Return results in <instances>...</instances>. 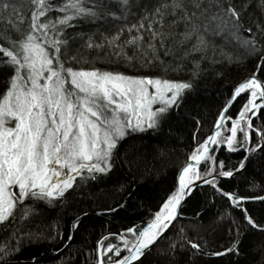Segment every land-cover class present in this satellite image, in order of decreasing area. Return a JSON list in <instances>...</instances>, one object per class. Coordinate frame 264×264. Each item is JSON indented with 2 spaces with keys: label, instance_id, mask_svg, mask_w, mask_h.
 I'll list each match as a JSON object with an SVG mask.
<instances>
[{
  "label": "snow or ice",
  "instance_id": "snow-or-ice-1",
  "mask_svg": "<svg viewBox=\"0 0 264 264\" xmlns=\"http://www.w3.org/2000/svg\"><path fill=\"white\" fill-rule=\"evenodd\" d=\"M28 5L25 12L19 0H0L5 25L0 72L6 80L0 89V231L11 229L0 240V264H9L28 240L62 237L59 219L70 212L61 248L68 246L88 215L73 210V202L78 195L92 196L87 190L94 183H112L120 194L115 207L98 208L97 214L124 208L154 168V158L137 141L147 134L158 137L161 155L176 126L192 119L193 146L147 221L105 232L87 251L94 264H143L149 255L160 264H199L202 257L224 255L238 261L245 232L264 233V222L247 206L264 203V195L227 190L221 180L247 171L258 157L264 162V0H28ZM105 58L137 71L97 67ZM249 58L256 60L252 72L233 86L209 133L199 137L201 121L193 117L189 98L201 61L227 66ZM188 62L193 65L188 79L169 77ZM238 97V111L230 116ZM218 150L241 155L226 166ZM258 184L253 179L248 186ZM201 186L209 187V200L226 198L227 207L213 223L227 220L230 240L217 250L198 235L204 209L195 213L191 229L175 224ZM45 210L57 213L51 236L17 227ZM258 250L264 264V240Z\"/></svg>",
  "mask_w": 264,
  "mask_h": 264
},
{
  "label": "trees",
  "instance_id": "trees-1",
  "mask_svg": "<svg viewBox=\"0 0 264 264\" xmlns=\"http://www.w3.org/2000/svg\"><path fill=\"white\" fill-rule=\"evenodd\" d=\"M19 2L27 12L28 0H19ZM4 27L3 22H0V34ZM255 63L254 58L227 66L221 63L210 64L207 60L201 61L200 70L193 77L195 91L189 98L193 117L199 118L201 121L197 130L199 137L209 133L218 111L223 106L231 89L252 72ZM96 66L126 73L137 71L122 61L117 62L115 59L107 58L97 61ZM192 69L193 65L188 62L184 70L169 73V77L188 79L192 75ZM139 71H146V69L141 68ZM217 72H220L221 75H217ZM5 87V74L0 72V89ZM240 103L238 97L231 106L230 116L238 111ZM225 124L230 125V121H225ZM194 128V119L180 122L176 126L174 138L168 141L161 155H158L159 138L153 137L151 134L143 136L137 143L144 146L143 150L149 154L150 158H154L152 160L154 168L144 186L135 193L134 199H129L124 208L116 209L113 213L101 212L97 214L98 208L115 207V202L119 201L120 194L112 183H94L93 187L87 190L93 193L92 196L78 195L73 202V210L77 207L85 209L88 215L81 219L79 229L74 232L68 246L61 248L63 240L68 236L70 212L68 215H62L59 219L62 237L53 240L43 238L26 241L20 245L19 251L10 257L9 264H34L32 257L37 258L35 264H61V262L62 264H94V254L90 255L87 250L94 247L96 239L101 234L105 232L117 233L131 224L147 221L150 212L156 208L161 197L169 190L178 166L185 159V154L193 146L191 132ZM218 155L224 159L226 166H234L240 158L241 152L229 154L218 150ZM253 179L259 182L256 188L248 186ZM221 186L227 190L235 189L241 194L264 195V190H262L264 189V162H261V158L258 157L249 165L247 171L241 170L240 175L235 178L222 179ZM201 189L202 191H196L195 195L183 205L181 211L184 215L177 219L175 224L177 228L183 226L186 229H191L195 223V220L192 219L195 217V213L204 209L202 218H200L203 227L199 229L198 235L208 242L212 250H217L221 245L227 246L230 240L228 221L225 220L218 226L213 223V218L227 207L226 198L216 197L209 200L211 195L209 187L201 186ZM247 206L258 221L264 222V203L249 201ZM235 214L239 215L238 210L235 211ZM56 221L57 213L45 210L43 215L32 220L26 218L17 227L22 232L41 233L47 237L52 235L51 225ZM10 231V228L7 231H0V240H5ZM169 235L171 236L172 233ZM107 239L117 242L113 236H109ZM262 240H264V233L249 229L243 236V255L238 261L228 255L207 256L202 257L199 264H261V251L258 248ZM7 242L15 243L14 240ZM56 248H61V252H54L53 249ZM143 264H160V262L149 255L144 257Z\"/></svg>",
  "mask_w": 264,
  "mask_h": 264
},
{
  "label": "water",
  "instance_id": "water-1",
  "mask_svg": "<svg viewBox=\"0 0 264 264\" xmlns=\"http://www.w3.org/2000/svg\"><path fill=\"white\" fill-rule=\"evenodd\" d=\"M234 103V102H233ZM232 106V105H231Z\"/></svg>",
  "mask_w": 264,
  "mask_h": 264
}]
</instances>
